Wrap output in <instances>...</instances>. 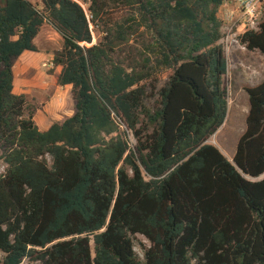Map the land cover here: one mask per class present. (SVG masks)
<instances>
[{
  "label": "trees",
  "instance_id": "trees-1",
  "mask_svg": "<svg viewBox=\"0 0 264 264\" xmlns=\"http://www.w3.org/2000/svg\"><path fill=\"white\" fill-rule=\"evenodd\" d=\"M227 2L91 0L89 20L75 0H0V264H264V80L233 161L208 143L229 110ZM45 24L76 111L42 130L14 63ZM242 43L264 55V22Z\"/></svg>",
  "mask_w": 264,
  "mask_h": 264
},
{
  "label": "rangeland",
  "instance_id": "rangeland-1",
  "mask_svg": "<svg viewBox=\"0 0 264 264\" xmlns=\"http://www.w3.org/2000/svg\"><path fill=\"white\" fill-rule=\"evenodd\" d=\"M85 8L89 16V7L91 0H76ZM237 2L234 0L228 3V7H236ZM234 9V8H233ZM131 15V11L125 8L117 9L114 17L116 19H126ZM220 17L224 22L223 40L221 44L225 49L228 59V73L224 78L225 86L229 96V110L223 127L210 138L208 143L218 147L232 161L234 159L237 145L246 130V122L249 114V95L248 88H252L264 80V55L260 51H250L242 43V37H238L239 43H234L228 50L224 38L227 36L229 27L234 26V21L228 17L226 8L221 9ZM264 22V19H263ZM237 26L233 32L237 31ZM93 31V44L99 43L104 36L103 29L91 23ZM39 52H28L29 57L23 60L18 58L14 63L16 79L14 83V92L18 95H26L29 109L34 111V118L39 126L44 122H61L67 119L75 110L76 102L72 96L71 86H61L58 82L60 68L55 67L53 60L54 52L63 46V39L59 33L50 25L45 24L36 39ZM137 44V41L135 45ZM90 46V44H87ZM137 46H139L137 44ZM125 57V56H124ZM22 59V60H21ZM27 62V67L24 62ZM170 72L163 73L160 78L166 80ZM122 131H127L125 126ZM127 139L131 147L135 148L137 139L132 133L127 131ZM6 165L0 164V173L5 172ZM264 179L260 178L252 180ZM135 251L139 257L144 260L145 252L151 247V242L141 234L134 236ZM92 246L94 244L92 242ZM5 255L0 251V262ZM23 264H41L33 259H25Z\"/></svg>",
  "mask_w": 264,
  "mask_h": 264
},
{
  "label": "built area",
  "instance_id": "built-area-1",
  "mask_svg": "<svg viewBox=\"0 0 264 264\" xmlns=\"http://www.w3.org/2000/svg\"><path fill=\"white\" fill-rule=\"evenodd\" d=\"M236 2L240 16L234 26L228 28L227 36L224 38L228 50L234 43L240 44L238 37H242L247 31H258L264 19V0H236ZM88 18L91 20V16L88 15ZM229 18L234 21L233 16ZM235 26H237V31L233 32ZM242 47L247 48L246 45Z\"/></svg>",
  "mask_w": 264,
  "mask_h": 264
},
{
  "label": "crops",
  "instance_id": "crops-1",
  "mask_svg": "<svg viewBox=\"0 0 264 264\" xmlns=\"http://www.w3.org/2000/svg\"><path fill=\"white\" fill-rule=\"evenodd\" d=\"M234 0H232V2H233ZM236 1V0H235ZM228 3H231V2H227V3H225L224 5H223V7L221 8V9H223L224 7L226 8V13H227V15H228V17L229 16H233V17H237V16H240V12H239V7H238V4H236V7H233V8H231L230 6L228 7ZM220 12H221V10H220ZM29 52V51H28ZM28 52H25L21 57H22V59L23 60H27L28 58H26V57H29L28 56V54H30V53H28ZM21 59V60H22ZM51 60H53V57L51 58ZM24 62H26V61H24ZM24 65H26V67H27V62L26 63H24ZM61 71V70H60ZM68 86H71V85H68ZM72 87V86H71ZM76 111V110H75ZM75 111L68 117V118H70V117H72L74 114H75ZM67 118V119H68ZM66 120V119H65ZM64 120V121H65ZM64 121H61V122H64ZM60 122V123H61ZM54 123H56V122H51V123H47V122H44L43 124H42V126H39L42 130H47L48 128H50Z\"/></svg>",
  "mask_w": 264,
  "mask_h": 264
}]
</instances>
